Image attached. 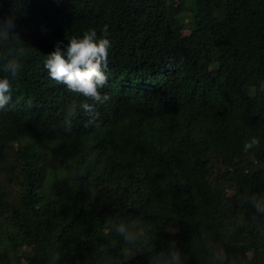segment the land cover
I'll use <instances>...</instances> for the list:
<instances>
[{"label": "trees", "instance_id": "trees-1", "mask_svg": "<svg viewBox=\"0 0 264 264\" xmlns=\"http://www.w3.org/2000/svg\"><path fill=\"white\" fill-rule=\"evenodd\" d=\"M0 5V22L15 16L0 51L22 49L23 65L0 110V264H121L110 217L135 218L152 236V252L127 264H148L171 239L184 264H214L209 249L225 264H264V217L245 200L264 193V0ZM105 25L112 47L100 91L111 100L97 106L99 126H86L85 98L52 80L44 59ZM252 137L260 144L245 153Z\"/></svg>", "mask_w": 264, "mask_h": 264}, {"label": "clouds", "instance_id": "clouds-1", "mask_svg": "<svg viewBox=\"0 0 264 264\" xmlns=\"http://www.w3.org/2000/svg\"><path fill=\"white\" fill-rule=\"evenodd\" d=\"M2 16L3 13L0 12V17ZM14 27L15 16L10 13L6 22H0V36L7 39L9 29ZM111 47L108 27L105 25L99 36L95 28L85 31L80 37L72 36L66 48H62L61 42H57L55 49L44 59V68L52 80L64 85L69 92L85 98L84 102L79 104V108L87 117L86 126H99L100 114L97 106L105 105L111 100L110 94L100 91L108 83L107 72ZM21 51L22 49L0 51V71L9 74L0 78V110H4L12 101L13 80L18 77L23 67L19 54ZM76 108V104H72L65 113L64 126L68 132L72 130V119L77 115ZM259 144L260 141L252 137L245 141L243 150L247 153ZM85 174L83 167L73 169V175L82 177ZM160 183L161 187L166 186V181ZM88 193L90 202H94L98 194L95 185L88 186ZM245 200L252 205L256 214L264 217V193H253L245 197ZM105 227L109 232L114 230L122 240L124 247L121 264H127V261L142 254L145 248L152 252V236L137 219L110 217L105 221ZM167 230L172 235L178 231L175 226H169ZM257 231L264 238V224L259 225ZM209 255L214 264H225L223 252L209 249ZM148 264H184L183 254L177 247L176 241L171 239L166 242L165 247L153 252ZM228 264H246V261L233 259Z\"/></svg>", "mask_w": 264, "mask_h": 264}, {"label": "rangeland", "instance_id": "rangeland-1", "mask_svg": "<svg viewBox=\"0 0 264 264\" xmlns=\"http://www.w3.org/2000/svg\"><path fill=\"white\" fill-rule=\"evenodd\" d=\"M185 33H188V32H185ZM132 264H137V262H135V263H132Z\"/></svg>", "mask_w": 264, "mask_h": 264}]
</instances>
